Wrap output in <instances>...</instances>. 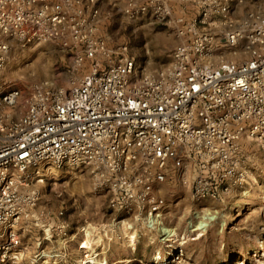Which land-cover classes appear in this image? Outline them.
Returning a JSON list of instances; mask_svg holds the SVG:
<instances>
[{
    "label": "built area",
    "instance_id": "2783aa9c",
    "mask_svg": "<svg viewBox=\"0 0 264 264\" xmlns=\"http://www.w3.org/2000/svg\"><path fill=\"white\" fill-rule=\"evenodd\" d=\"M95 1L0 0V264H54L38 250L29 256L20 226L42 197L43 170L88 167L112 209L154 228L166 203L156 183L175 173L194 199H216L224 184L245 180L234 159L243 139L264 153V13L233 19L218 5L204 31L198 23L210 16L202 12L182 26L186 37L169 63L142 72L126 46L113 53L94 37ZM154 8L160 22L169 14L161 0ZM13 40L73 49L72 76L28 94L6 89L1 72ZM42 230L41 239L71 238L67 223Z\"/></svg>",
    "mask_w": 264,
    "mask_h": 264
},
{
    "label": "rangeland",
    "instance_id": "374dc122",
    "mask_svg": "<svg viewBox=\"0 0 264 264\" xmlns=\"http://www.w3.org/2000/svg\"><path fill=\"white\" fill-rule=\"evenodd\" d=\"M157 1L96 0L97 14L88 16L94 37L113 53L126 46L142 72L168 64L172 49L186 37L179 33L182 26L199 21L202 12L210 16L198 23L204 31L212 30L218 5L226 4L233 19L247 11L264 13V0H161L169 14L160 22ZM73 58L74 50L64 49L58 40H13L1 82L22 94L36 84L62 86L72 76ZM88 65L86 61L80 73ZM234 159L245 180L224 184L216 199H194L175 173L156 183L154 191L166 203L154 228L134 213L112 209L110 195L93 190L88 167L43 170L42 197L20 225L29 256L38 250L42 263L54 264H264V153L243 139ZM61 223H67L71 238L52 234L41 239L42 229ZM51 253L55 257L44 255Z\"/></svg>",
    "mask_w": 264,
    "mask_h": 264
},
{
    "label": "bare ground",
    "instance_id": "6f19581e",
    "mask_svg": "<svg viewBox=\"0 0 264 264\" xmlns=\"http://www.w3.org/2000/svg\"><path fill=\"white\" fill-rule=\"evenodd\" d=\"M83 246H87V243L86 242L83 243ZM90 260H91L92 263H98L97 260L94 257H92ZM80 262H82V261H80Z\"/></svg>",
    "mask_w": 264,
    "mask_h": 264
},
{
    "label": "crops",
    "instance_id": "0c3cea01",
    "mask_svg": "<svg viewBox=\"0 0 264 264\" xmlns=\"http://www.w3.org/2000/svg\"><path fill=\"white\" fill-rule=\"evenodd\" d=\"M33 244V243H32Z\"/></svg>",
    "mask_w": 264,
    "mask_h": 264
}]
</instances>
